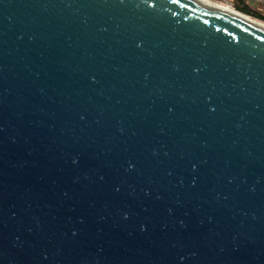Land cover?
Returning <instances> with one entry per match:
<instances>
[{
    "label": "water",
    "instance_id": "obj_1",
    "mask_svg": "<svg viewBox=\"0 0 264 264\" xmlns=\"http://www.w3.org/2000/svg\"><path fill=\"white\" fill-rule=\"evenodd\" d=\"M0 264H264V29L0 0Z\"/></svg>",
    "mask_w": 264,
    "mask_h": 264
},
{
    "label": "bare ground",
    "instance_id": "obj_2",
    "mask_svg": "<svg viewBox=\"0 0 264 264\" xmlns=\"http://www.w3.org/2000/svg\"><path fill=\"white\" fill-rule=\"evenodd\" d=\"M192 1L208 6L215 10L221 11L223 13L229 14L235 18H238L240 20H243L245 22H248L252 25L264 29V21L256 19L244 12H241L236 8L232 7L231 5H229L228 3L220 2L218 0H192Z\"/></svg>",
    "mask_w": 264,
    "mask_h": 264
},
{
    "label": "built area",
    "instance_id": "obj_3",
    "mask_svg": "<svg viewBox=\"0 0 264 264\" xmlns=\"http://www.w3.org/2000/svg\"><path fill=\"white\" fill-rule=\"evenodd\" d=\"M220 2L228 3L237 9V0H218ZM245 4L254 12L259 13L264 18V0H243ZM238 10V9H237Z\"/></svg>",
    "mask_w": 264,
    "mask_h": 264
},
{
    "label": "trees",
    "instance_id": "obj_4",
    "mask_svg": "<svg viewBox=\"0 0 264 264\" xmlns=\"http://www.w3.org/2000/svg\"><path fill=\"white\" fill-rule=\"evenodd\" d=\"M237 9L241 12H244L252 17H255L256 19L259 18L260 19H263L264 18L257 12H254L252 11L246 4L243 0H237Z\"/></svg>",
    "mask_w": 264,
    "mask_h": 264
},
{
    "label": "rangeland",
    "instance_id": "obj_5",
    "mask_svg": "<svg viewBox=\"0 0 264 264\" xmlns=\"http://www.w3.org/2000/svg\"><path fill=\"white\" fill-rule=\"evenodd\" d=\"M254 18H255V17H254ZM257 19H259V18H257ZM260 20L264 21L263 19H260Z\"/></svg>",
    "mask_w": 264,
    "mask_h": 264
}]
</instances>
